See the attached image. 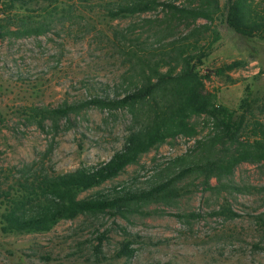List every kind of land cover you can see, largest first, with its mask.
<instances>
[{"label":"rangeland","instance_id":"obj_1","mask_svg":"<svg viewBox=\"0 0 264 264\" xmlns=\"http://www.w3.org/2000/svg\"><path fill=\"white\" fill-rule=\"evenodd\" d=\"M112 1L116 0H95L90 8H84L78 0H59L57 11L46 3L45 9L56 21L51 32L25 38L6 34L0 38V118L4 121L0 123L2 189L18 179L16 168L27 163L43 161L47 170L64 175L107 162L123 148L129 125L126 112L111 116L90 109L72 116L74 128L58 136L49 128L43 131L31 124L26 114L31 107H57L64 102L105 95L107 89L120 82L125 69L108 37L114 29L132 24L137 34L145 33L149 27L144 25V20L161 19L165 13L160 10L111 20L100 6ZM226 4L227 0H221L223 11L214 23L220 40L198 69L217 105L242 112L244 99L262 96L254 105L255 120L262 123L264 40L244 39L230 29ZM16 11L5 12L0 4V20L4 19L6 31L17 29L7 18ZM19 12L22 15L23 11ZM212 39L210 35L208 40ZM234 61H242L243 66L227 70L226 66ZM255 120H250V126ZM205 121L206 116L192 119L198 124L199 137L208 132ZM251 131L252 127L247 130L249 135ZM194 142L185 137L170 140L143 155L138 165L129 166L117 178L81 197L131 184L136 177L143 181L159 165L164 167L169 159L186 153ZM51 146L52 152L44 156ZM232 181L252 187L253 192L233 195L224 192L217 196L205 192L199 180L195 192L180 198L176 205H151L146 209L162 210L165 215H134L128 219L114 218L111 214L82 215L62 221L50 232L30 235L2 231L1 215L6 206L0 201V264H264V166L243 164ZM213 185H217L216 179ZM226 199L240 215L235 220L213 215ZM192 213L199 217L180 219L168 215ZM101 235L107 238L97 252ZM128 241L133 242V256L119 258L123 243Z\"/></svg>","mask_w":264,"mask_h":264},{"label":"trees","instance_id":"obj_2","mask_svg":"<svg viewBox=\"0 0 264 264\" xmlns=\"http://www.w3.org/2000/svg\"><path fill=\"white\" fill-rule=\"evenodd\" d=\"M94 1L78 0L84 8H90ZM46 3L57 11L59 0H0L5 12L17 10V15L7 16L17 29L6 31L4 19L0 20V38L6 34L25 38L51 32L56 21L45 9ZM100 7L111 20L160 10L165 14L161 19L146 18L144 25L149 31L145 33L137 34L133 24L112 31L108 40L125 71L120 82L107 89L105 95L64 102L57 107H31L26 114L31 124L43 131L49 128L58 136L74 128L72 116L90 109L111 116L126 112L129 125L123 148L107 162L64 175L47 170L43 161L16 168L18 179L7 189L0 187V201L6 206L1 215L5 234L47 233L62 221L82 215L111 214L123 219L134 215H165L162 210L146 209L151 205H176L180 198L195 192L199 180L205 192L217 196L224 192L251 194L252 187L237 184L232 177L243 164L264 166V122L255 120L254 108L262 96L244 99L242 112L217 105L198 69L220 40L214 23L223 11L221 0H116ZM20 10L23 12L19 16ZM68 12L71 13L70 7ZM226 17L230 29L241 38L264 40V0H227ZM242 66V61H234L226 69L232 71ZM200 116H206L208 132L204 137H199L198 124L192 122ZM251 119L255 121L250 126ZM0 123H4L1 118ZM250 127L251 135L247 132ZM245 133L248 136L244 137ZM179 137L195 142L186 153L169 159L164 167L159 165L143 181L136 177L131 184L81 197L117 178L129 166L138 165L143 155ZM52 150L51 146L44 156ZM214 179L217 185H213ZM168 215L180 219L199 217L194 213ZM213 215L230 220L240 216L227 199ZM106 238L100 236L97 252ZM132 245V241L123 243L118 257H132L135 252Z\"/></svg>","mask_w":264,"mask_h":264}]
</instances>
